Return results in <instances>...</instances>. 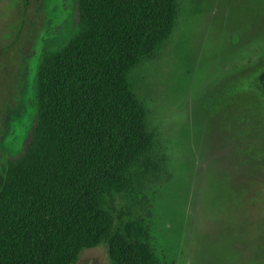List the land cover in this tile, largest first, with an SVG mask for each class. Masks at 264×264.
<instances>
[{"label":"rangeland","instance_id":"1","mask_svg":"<svg viewBox=\"0 0 264 264\" xmlns=\"http://www.w3.org/2000/svg\"><path fill=\"white\" fill-rule=\"evenodd\" d=\"M73 24L74 0H0V163L34 122L41 50ZM136 50L149 143L95 187L110 236L134 264H264V0H160ZM30 203L7 204L22 228ZM73 264H111L108 243Z\"/></svg>","mask_w":264,"mask_h":264},{"label":"trees","instance_id":"2","mask_svg":"<svg viewBox=\"0 0 264 264\" xmlns=\"http://www.w3.org/2000/svg\"><path fill=\"white\" fill-rule=\"evenodd\" d=\"M159 2L74 0L69 36L41 50L34 122L23 150L0 163V264H73L100 242L108 243L111 264H134L136 254L110 236L93 193L118 159L149 143L125 73ZM20 199L31 202L25 228L7 209ZM22 252L25 258L10 259Z\"/></svg>","mask_w":264,"mask_h":264}]
</instances>
